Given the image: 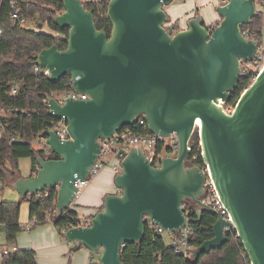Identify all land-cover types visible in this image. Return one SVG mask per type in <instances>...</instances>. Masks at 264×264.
I'll return each instance as SVG.
<instances>
[{
    "label": "water",
    "instance_id": "water-1",
    "mask_svg": "<svg viewBox=\"0 0 264 264\" xmlns=\"http://www.w3.org/2000/svg\"><path fill=\"white\" fill-rule=\"evenodd\" d=\"M62 1L64 11L53 22L69 28L67 47H44L37 62L54 83L69 74L72 88L88 98H49L50 114L66 119L70 139H60L53 130L45 133V143L59 158L37 155V172L11 183L20 199L56 188L60 217L80 192L75 182L91 181L100 140L143 116L153 134H175L176 155L163 157L157 166L142 147L131 148L114 179L118 192L107 194L89 224L70 227L65 238L101 251L99 264H125L122 249L144 238L145 217L165 231L186 227V200L199 213L208 207L202 200L206 175L189 162L197 131L203 161L232 221L219 217L214 236L192 257L220 249L228 226L251 263L264 264V66L231 114L222 104L243 78L241 61H252L260 48L242 31L258 13L256 0H227L216 9L217 25L208 26L196 15L177 32L168 28L165 10L174 0H109L110 35L98 29L83 0Z\"/></svg>",
    "mask_w": 264,
    "mask_h": 264
},
{
    "label": "trees",
    "instance_id": "trees-1",
    "mask_svg": "<svg viewBox=\"0 0 264 264\" xmlns=\"http://www.w3.org/2000/svg\"><path fill=\"white\" fill-rule=\"evenodd\" d=\"M16 2L29 21L37 26H47L48 31H36L24 25H15L11 20L12 2ZM87 9L92 10L98 29H104L110 35L112 23L108 17L109 0H83ZM258 13L250 23L242 25V31L249 38L259 40L262 44L264 27V0H256ZM64 11L62 0H0V107L10 109V113L0 121V182L17 179L20 174L19 160L29 157L32 160V174L38 170L37 155L46 159L59 158L51 151L44 154L35 146L36 139L45 134L55 125V118L50 114L48 100L55 92L68 90L71 76L68 74L54 83L45 74V69L38 66V54L44 47L58 44L61 49L67 47L69 28L61 29L53 22L58 12ZM219 23L216 22L214 25ZM169 28V27H168ZM170 30H174L169 28ZM264 52V49H262ZM256 73L244 75L237 89L231 92L226 106H235L243 91L250 85ZM17 88V94H12ZM143 131L144 126H133ZM15 140H12V138ZM194 148L189 156L191 164L202 168L205 163L202 158L200 137L196 131L192 137ZM156 152L165 156L175 155L177 149L167 145L166 140H159ZM197 154V158H193ZM29 203L30 220L37 218L41 224L53 223L59 234L65 237V231L79 225L83 218L72 208L57 216V189L51 188L48 194L42 196H27L19 201L0 200V220L5 232L6 244H16L18 234L23 231L20 222L21 205ZM191 230L189 243L198 247L205 240L214 236L213 224L218 219L216 213L208 208H202L185 201ZM104 207V206H103ZM101 208V210L103 209ZM51 216V221L47 216ZM228 240L220 249H213L202 254L198 259L177 253L175 248L166 242L165 237L158 234L147 224L144 238L139 243L127 244L122 249V261L125 264H252L248 254L232 230L227 234ZM76 249V247H75ZM94 253V252H93ZM4 264H37L34 250L19 249L9 254ZM99 264V262H97Z\"/></svg>",
    "mask_w": 264,
    "mask_h": 264
},
{
    "label": "built area",
    "instance_id": "built-area-1",
    "mask_svg": "<svg viewBox=\"0 0 264 264\" xmlns=\"http://www.w3.org/2000/svg\"><path fill=\"white\" fill-rule=\"evenodd\" d=\"M12 5H13V10H12V14H11L12 22L15 25L18 24V25L26 26L29 19L23 14L21 8L18 6V4L15 1L12 2ZM59 13L60 12H58V14ZM33 24L35 26L34 28H31L33 30L48 31V27L46 30H44L43 29L44 26L40 29L36 25L35 22H33ZM0 33H2L1 26H0ZM243 33L248 37L247 32H243ZM263 59H264V52L262 51V46L260 43V48H259L255 58L251 61L250 65L243 64V61H241V74L243 76L248 75L250 73H256V75H254L252 77L250 84L255 80L256 76L258 75L260 70L263 68V66H264V64H262ZM39 67L40 66L38 65L35 68L38 69ZM45 74L49 75V71L46 69H45ZM68 85L71 86L70 89L60 91L64 94V100L58 99L60 102L65 101L68 97L83 98V99L88 98L87 95L80 94L72 88L71 80L68 83ZM17 92H18L17 88H13L12 94H17ZM222 104H223L224 110L227 113L231 114L233 112L235 106H226V103H224V102ZM10 111H11L10 109H3L2 107H0V121L3 117L7 116L10 113ZM133 126H136V127L144 126V130L138 131L135 128H133ZM133 126H127V127L123 128L119 132L115 133L109 139H101L100 140L101 151H100L99 157H98L95 165L93 166V168L91 170V173H90L91 180L95 176H97L108 165H112V168L116 174L120 173L121 172V161L125 158V156L129 152V150L133 147H142L145 150V152H146L147 156L149 157V159L151 160V162L154 165H157V166L160 165L161 160L163 157H165V155L158 154L156 152V145L159 142V140H163V139L166 140V138H162V137L155 135L152 132H150L148 125H147V121L145 120V118L143 116L139 117L137 123ZM49 130L55 131L57 133V135L60 137V139H62V140H69L70 139V135H69V132L67 130V121L65 118L56 120L55 125L52 126ZM44 135L45 134L40 135L36 139V141L43 142L46 145V148L49 149L48 145L45 143L46 138ZM168 138L170 140H169V142H167V140H166V143L169 146H172V147L178 149V141H177V137L175 136V134H172ZM12 140H15V138L13 137ZM175 155H171V156H175ZM193 158L194 159L197 158V154L194 155ZM203 171L206 175V181L204 184L205 195L203 196L202 200H203V202H205L207 204L208 207H206V208L213 210L217 214L218 218L221 217L227 221H232V217H231L228 209L225 207L224 203L222 202V200L219 196L216 185H215L212 177L210 176V170L206 164H205V167L203 168ZM75 183H76V186L79 188V190H81L89 182L77 180ZM0 186H2L1 182H0ZM48 191H49V189H46L45 191L36 194V196H42L44 193L47 195ZM29 196H33V195H29ZM145 219L147 221V224L152 229H154L158 234H161L163 236H165L167 234L169 236V239H170L169 245L174 247L177 253H182V254L186 255L187 257L193 256V252H194L195 248L188 241L190 233H191V230L188 226L189 224L186 227H184L183 229H181L179 232L165 231V230H163L162 227L152 224V222L149 220L148 217H145ZM47 220L51 221V216L48 215ZM89 222H90V219H82L81 222L79 223V225H75V226H81V225L85 226V225H88ZM38 223H40V221L37 218H33L25 226H23V228L30 230V229L36 227V225ZM1 229H2V222L0 220V232H1ZM232 230H234V229L230 228L228 226L225 227L226 232H230ZM18 250H19V248H18L17 244L8 245L6 243L0 242V264H4V260H5L7 255L12 254L14 252H17ZM93 252H94V256L95 255L99 256V257L101 256V251H99V252L93 251Z\"/></svg>",
    "mask_w": 264,
    "mask_h": 264
},
{
    "label": "crops",
    "instance_id": "crops-1",
    "mask_svg": "<svg viewBox=\"0 0 264 264\" xmlns=\"http://www.w3.org/2000/svg\"><path fill=\"white\" fill-rule=\"evenodd\" d=\"M165 6L169 15L167 26L178 30L187 28L188 22L196 15H201L206 25H214L221 20V16L216 8L224 5L227 0H179ZM174 31V30H173ZM31 159V158H30ZM108 167V166H107ZM110 167V166H109ZM39 168V167H38ZM104 168L97 176L86 184L74 200L72 209L83 214V219H91L104 206L105 196L114 193L111 186L112 172ZM113 169V168H112ZM114 172V170H112ZM32 163L28 172H22L18 177H29L32 174ZM115 173V172H114ZM13 180L5 181L0 186V200H21L16 189L11 188L10 194L2 192L4 184L11 186ZM29 203L23 202L21 205L20 222L25 226L30 221ZM0 242L6 243L5 232L1 229ZM17 246L23 250H34L36 252L37 264H97L94 253L84 246H75L72 242L59 234L53 224H45L34 227L18 234ZM76 247V249H75Z\"/></svg>",
    "mask_w": 264,
    "mask_h": 264
},
{
    "label": "rangeland",
    "instance_id": "rangeland-1",
    "mask_svg": "<svg viewBox=\"0 0 264 264\" xmlns=\"http://www.w3.org/2000/svg\"><path fill=\"white\" fill-rule=\"evenodd\" d=\"M93 1H102V0H93ZM174 2H180L179 0H174ZM217 9V8H216ZM26 27L31 29V28H34V24L32 21H28V23L26 24ZM44 30L47 29V26H44L43 27ZM262 49H264V27H263V31H262ZM243 64H248L250 65L251 64V61H248V62H243ZM262 64H264V59H263V62ZM54 97L57 98V99H61V100H64V94L62 92H55L54 94ZM167 142H169V138H166ZM35 146L37 149H42L43 150V153L44 154H49L50 150L46 148V145L43 143V142H39V141H35ZM143 145V144H142ZM168 145V144H167ZM177 153V152H176ZM31 163H32V160L29 158V157H24V158H21L19 160V168L22 170V172H28L29 169H30V166H31ZM110 166V167H109ZM108 168L107 170H111L112 172V179H111V186H110V189L113 190L114 193L118 192L117 190V187L115 185V182H114V179H115V176H116V173H114L112 170V165H108ZM94 178L91 180V183L93 182ZM90 182V181H89ZM11 186H8L6 184H4L3 188H2V192L4 191L6 194H10V191L12 190ZM13 191V190H12ZM6 200H11V198H6ZM13 201H19V200H13ZM191 201V200H190ZM83 214H81L79 217L82 218ZM47 224H53V223H47ZM41 225H45V224H41ZM54 225V224H53ZM39 226V225H38ZM33 229V228H32ZM23 230H26V231H29V229H26V228H23ZM31 230V229H30ZM165 240L167 243H169L170 239H169V236L166 234L165 236ZM96 256V255H95ZM100 257L99 256H96L95 257V260L96 261H99Z\"/></svg>",
    "mask_w": 264,
    "mask_h": 264
},
{
    "label": "bare ground",
    "instance_id": "bare-ground-1",
    "mask_svg": "<svg viewBox=\"0 0 264 264\" xmlns=\"http://www.w3.org/2000/svg\"><path fill=\"white\" fill-rule=\"evenodd\" d=\"M200 124H201V122L197 123V125H200Z\"/></svg>",
    "mask_w": 264,
    "mask_h": 264
}]
</instances>
